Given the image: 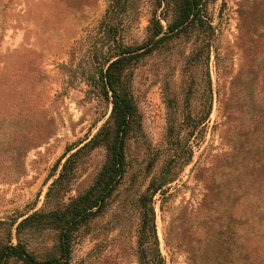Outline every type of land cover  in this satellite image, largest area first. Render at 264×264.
I'll return each mask as SVG.
<instances>
[{"label": "rangeland", "instance_id": "374dc122", "mask_svg": "<svg viewBox=\"0 0 264 264\" xmlns=\"http://www.w3.org/2000/svg\"><path fill=\"white\" fill-rule=\"evenodd\" d=\"M111 3L0 0V247L17 244V223L108 119L99 70L149 39L157 0H127L118 16ZM205 17L210 29L130 68L140 119L126 173L106 212L75 234L69 264H141L154 239L139 199L152 182L164 184L150 203L163 264H264V0H214ZM83 159L76 185L105 152ZM26 243L37 260L57 255L55 232Z\"/></svg>", "mask_w": 264, "mask_h": 264}, {"label": "trees", "instance_id": "16d2710c", "mask_svg": "<svg viewBox=\"0 0 264 264\" xmlns=\"http://www.w3.org/2000/svg\"><path fill=\"white\" fill-rule=\"evenodd\" d=\"M126 1L123 0L122 4L120 0H113L111 11L109 10L113 16L117 13V16L120 15L123 10L121 7ZM212 1L214 0H157V8L147 28L148 41L137 48L119 47L120 51L114 59L109 60L99 70L95 89L99 97L111 104L108 119L89 141L65 159L58 176L46 193L43 207L17 223V244L11 245L8 242L0 247V264H8L12 259L23 264H69L75 234L106 212L126 173L127 142L130 134L138 128L140 119L128 87L130 68L139 59L150 55L160 45L181 34H188L197 27L210 29L205 14L207 5ZM160 9L161 20H157L156 11ZM97 149L104 150V162L93 174L76 185L81 160ZM163 186L164 184L155 185L152 182L146 194L139 199L140 209L148 216V219L143 220L141 231L144 232L148 223L146 221H150V232L154 239V243L149 246V241H145V244L148 242L147 245L144 249L141 248V264H163L153 247L154 213L150 204L152 197ZM48 205L50 209L46 210ZM44 231L56 233L57 255L37 260L26 249V241L31 235ZM153 254L156 259L152 257ZM148 255L151 256L149 259Z\"/></svg>", "mask_w": 264, "mask_h": 264}]
</instances>
